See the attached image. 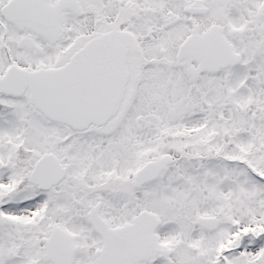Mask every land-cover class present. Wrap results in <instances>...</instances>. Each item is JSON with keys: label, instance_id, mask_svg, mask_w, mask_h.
Wrapping results in <instances>:
<instances>
[{"label": "snow or ice", "instance_id": "obj_1", "mask_svg": "<svg viewBox=\"0 0 264 264\" xmlns=\"http://www.w3.org/2000/svg\"><path fill=\"white\" fill-rule=\"evenodd\" d=\"M0 264H264V0H0Z\"/></svg>", "mask_w": 264, "mask_h": 264}]
</instances>
